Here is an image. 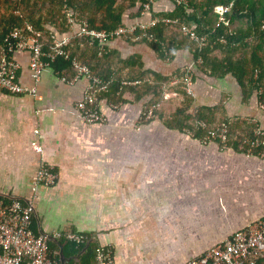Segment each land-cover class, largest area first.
<instances>
[{
	"label": "crops",
	"instance_id": "0c3cea01",
	"mask_svg": "<svg viewBox=\"0 0 264 264\" xmlns=\"http://www.w3.org/2000/svg\"><path fill=\"white\" fill-rule=\"evenodd\" d=\"M154 6L171 7L166 0ZM107 47L122 58L139 56L144 69L164 74L192 67L186 48L166 62L146 43L124 37L109 40ZM13 56L20 84L35 86L36 95L0 89V197L29 198L40 162L51 164L55 182L33 195L39 231L77 232L99 247L110 244L117 264H184L264 215V158L166 128L158 119L138 126L149 96L133 100L129 92L120 104L99 95L106 121L87 124L76 108L86 78L62 81L49 68L34 85L29 52ZM194 81L192 109L223 98L229 115L264 123V113L243 104L230 75L196 72ZM33 142L42 153L33 150ZM55 258L58 264L67 261Z\"/></svg>",
	"mask_w": 264,
	"mask_h": 264
},
{
	"label": "trees",
	"instance_id": "16d2710c",
	"mask_svg": "<svg viewBox=\"0 0 264 264\" xmlns=\"http://www.w3.org/2000/svg\"><path fill=\"white\" fill-rule=\"evenodd\" d=\"M157 1L160 0L150 1V16L176 18L178 24L158 22L146 32L137 29L120 37L128 42L146 43L166 62L174 59L177 49L186 48L191 53L192 67L182 66L168 74L144 69L139 56L132 54L122 58L115 49H108V41L99 52L96 40L73 34L74 26L81 21L88 22L91 28L109 31L128 24L125 21L131 18L143 20V4L148 0H0V46L11 29H25L26 23L40 32L44 51L53 49L52 35L68 36L67 57L59 56L51 64L60 76L70 79L74 75L71 61L76 58L107 83L100 97L110 103L126 102L123 97L126 92L132 94L133 100L149 96L139 115V124L158 119L166 128L188 130L199 139L205 138L208 129L224 124L227 138L225 144H220L246 152L249 144L245 143V138L260 137L255 129L264 128V123L243 115H229L223 98L214 105L203 104L193 110L195 93L188 94L183 86L185 77L190 74L194 88L196 72L217 78L230 75L239 86L243 104H252L250 106L264 113V108L259 107L264 105V0H166L171 7L163 10L155 9ZM219 5L228 7L223 13L224 20H219L214 11ZM182 23L192 24L196 33L205 37L203 42L184 34L180 28ZM149 35L153 37L151 40ZM136 80L138 82L133 83ZM166 92L180 98L170 113H165L159 105ZM148 110L152 115L144 119ZM199 121L204 125H199ZM215 141L219 142V138ZM251 150L257 154L264 150V145ZM36 224L33 214L32 229L39 233ZM48 243L51 251L58 252L55 257H59L60 262L67 260L64 264H92L96 251L101 248L96 241L87 239L76 243L63 236L50 238ZM257 264H264V259H259Z\"/></svg>",
	"mask_w": 264,
	"mask_h": 264
},
{
	"label": "built area",
	"instance_id": "2783aa9c",
	"mask_svg": "<svg viewBox=\"0 0 264 264\" xmlns=\"http://www.w3.org/2000/svg\"><path fill=\"white\" fill-rule=\"evenodd\" d=\"M150 1L152 0H148L143 4L142 13L148 16L145 20L128 23L109 31L91 28L88 22L81 21L76 26L73 25L75 27L73 34L78 37L96 40L99 45V52H101L104 50L107 41L121 35L131 34L137 29L146 32L158 22L164 24L179 23L176 18L163 17L159 19L150 16ZM227 9L226 6H215L214 11L218 13L219 20L225 19L223 13ZM69 20L72 19L69 18ZM180 28L191 39L199 43L203 42L205 37L199 36L192 24L182 23ZM52 38L53 49L44 51L40 40V32L34 31L31 24L26 23L25 29L18 27L11 29L5 35L0 46V89L14 94L29 91L32 95H36L35 86L28 89L20 84L18 76L20 64L13 54L17 50H27L29 52L28 65L30 76L35 85L40 80L43 72L51 68L52 62L57 57H67L66 46L69 43V37L52 35ZM152 38V35L148 36L149 40ZM71 63L75 68L74 75L70 80L65 76H60V79L62 81H73L79 77L86 78L87 83L83 95L76 102V108L81 119L87 124L104 123L106 116L98 107V98L101 92L107 89V83L92 74L90 69L80 64L76 58H73ZM55 72L58 73V71ZM137 82L134 81L133 83ZM183 88L188 94H194L192 75L189 74L185 77ZM260 108H264V105H260ZM198 124L204 125L201 121ZM255 134L261 138L264 137V128L261 126L256 127ZM260 137L245 138V143L249 144V148L245 152L247 155L264 158V150H260L257 154H254L251 150L252 147L264 145V139H260ZM205 138L208 140L219 138V143L225 144L227 138L225 125L223 124L216 129H208ZM32 148L37 153L43 151L38 142H33ZM56 178L57 174L53 166L44 161L40 162L31 184L33 194L29 198L0 197V264H58L55 252L49 248L50 238L63 236L76 243H83L87 240L85 235L77 232L36 233L33 231L34 192L38 187L52 185ZM259 259H264V215L247 222L240 229L222 238L214 247L184 264H257ZM92 264H117L114 260L112 245L107 244L99 248L95 253Z\"/></svg>",
	"mask_w": 264,
	"mask_h": 264
},
{
	"label": "rangeland",
	"instance_id": "374dc122",
	"mask_svg": "<svg viewBox=\"0 0 264 264\" xmlns=\"http://www.w3.org/2000/svg\"><path fill=\"white\" fill-rule=\"evenodd\" d=\"M168 95V96H167ZM171 99H173L172 101H170V102H167L168 100H171ZM179 100H180V98H177V97H175L174 95H172L171 93H169V94H165V95H163V102H161L159 105H160V107L161 108H163L164 109V111H165V113H170V112H172L173 110H174V108L176 107V105L179 103ZM260 107V106H259ZM256 109V108H255ZM151 111V110H150ZM150 111L148 110V113H149V115H145L144 116V119H150V117H151V113H150ZM138 119H139V117H138ZM137 125L138 126H140V125H142V124H139L138 122H137Z\"/></svg>",
	"mask_w": 264,
	"mask_h": 264
}]
</instances>
